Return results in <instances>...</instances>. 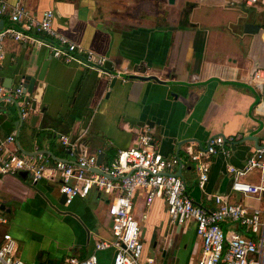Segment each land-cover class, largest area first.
<instances>
[{"label": "crops", "instance_id": "0c3cea01", "mask_svg": "<svg viewBox=\"0 0 264 264\" xmlns=\"http://www.w3.org/2000/svg\"><path fill=\"white\" fill-rule=\"evenodd\" d=\"M0 28L11 24L9 13L21 6L40 17L54 12L53 27L72 42L104 55L109 70L122 78L99 75L54 58L44 46L6 39L0 48V85L15 88L25 75L44 87L30 115L22 118L16 104L0 102V138L16 131L15 141L0 147L51 161H74L82 152L102 153L109 162L118 149L136 146L150 133L165 157L178 156L173 167L184 179L195 203L213 207L214 194L248 208L260 200L231 190L227 165L241 167L264 141V98L252 72L264 69V4L245 0H3ZM247 23L258 27L245 32ZM33 86V92L36 87ZM21 85V84H20ZM33 97V94H31ZM34 98V97H33ZM36 119L33 120V116ZM66 134L69 146L58 138ZM221 135L228 154L210 156L203 189L188 151L205 150L210 138ZM198 177V176H197ZM198 179V178H197ZM241 179L258 182L253 170ZM57 175L45 172L38 180L27 173L0 171V202L7 217L0 224L17 241L27 264H67L74 255L94 252L99 239H110L107 197L91 189L70 204L61 201ZM134 215L140 224L141 262L196 264L202 241L194 222H170L163 198L146 203L138 192ZM228 235L242 231L224 226ZM114 248L97 250L98 264H112Z\"/></svg>", "mask_w": 264, "mask_h": 264}, {"label": "built area", "instance_id": "2783aa9c", "mask_svg": "<svg viewBox=\"0 0 264 264\" xmlns=\"http://www.w3.org/2000/svg\"><path fill=\"white\" fill-rule=\"evenodd\" d=\"M250 6L264 4V0H245ZM6 5L0 0V14ZM54 12L44 10L40 17L29 13L21 6H15L9 13L11 24L0 28V48L6 39L44 46L51 55L64 63H74L84 69L94 70L99 75L122 78L123 71L109 70L108 59L69 40L53 27ZM252 79L258 85L264 98V69L252 72ZM34 98L19 84L15 88L0 85V102L16 104L20 116L26 118L33 111ZM16 131L0 138V147L15 141ZM221 135L210 138L206 149L189 150L198 176L197 185L203 189L209 175L207 159L217 154H228L227 141ZM59 142L69 146V137L59 134ZM180 164L178 156L165 157L153 145L150 133L138 136V144L118 149L109 162L97 163L96 153L82 152L74 161L63 159L51 161L40 151L32 155L6 150L0 155V171L16 174L26 171L33 180L42 178L45 172L57 175L59 191L65 195V204L75 197H85L91 189L107 197V212L112 238L99 239L95 251L84 258L71 255L67 264H98L97 250L114 248L112 264H155L152 258L141 262L142 242L140 224L134 215V201L138 192L145 193L146 203L155 197L163 198L169 220L180 225L192 220L196 234L202 241V255L196 264H264V141L257 145L243 166L228 164L232 176L231 190L260 200L261 207L248 208L230 202L225 195L214 194L213 207L195 203L185 189L184 179L173 171ZM256 170L258 182L253 184L241 179ZM7 223L0 202V224ZM235 224L242 231L228 235L224 226ZM0 264H27L18 255L17 241L5 231L0 237Z\"/></svg>", "mask_w": 264, "mask_h": 264}, {"label": "water", "instance_id": "95a60500", "mask_svg": "<svg viewBox=\"0 0 264 264\" xmlns=\"http://www.w3.org/2000/svg\"><path fill=\"white\" fill-rule=\"evenodd\" d=\"M173 2H174V0H168V3H173ZM257 29H258V27L256 25H254V24H251V23H247L244 26V31L245 32H255ZM35 83H36V79L34 77H32V76H29V75H25L23 77V81L20 83L21 86L23 87L24 91L28 92L29 94H33V97H34L35 101L32 104V108H34L35 102L40 101L41 93H42V90H43V87H44V83L41 82V81H38L36 83V87H35V90L33 92V86H34ZM32 119L35 120L36 119V115H34ZM72 141L73 140H71L70 143ZM101 160H102V153H99L97 155V163L99 164L101 162ZM19 174L21 176H25V175H27V172L26 171H20ZM177 174H179V173H177ZM61 197H62L61 201L64 202L65 201V195L61 194ZM1 208H3L2 204H1ZM37 264H48V263L38 262Z\"/></svg>", "mask_w": 264, "mask_h": 264}, {"label": "rangeland", "instance_id": "374dc122", "mask_svg": "<svg viewBox=\"0 0 264 264\" xmlns=\"http://www.w3.org/2000/svg\"><path fill=\"white\" fill-rule=\"evenodd\" d=\"M197 178H198V177H197V174H196V180H198Z\"/></svg>", "mask_w": 264, "mask_h": 264}]
</instances>
